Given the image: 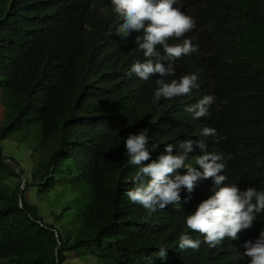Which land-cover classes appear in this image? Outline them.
<instances>
[{
	"label": "trees",
	"instance_id": "trees-1",
	"mask_svg": "<svg viewBox=\"0 0 264 264\" xmlns=\"http://www.w3.org/2000/svg\"><path fill=\"white\" fill-rule=\"evenodd\" d=\"M208 1L215 10L222 4L225 27L194 39L207 72L203 94L214 95L215 103L208 116L194 119L189 112L186 117L225 137L217 143L210 136L222 145L225 158L231 154L226 171L232 183L241 190L264 191V7L256 0H182L198 20L206 15ZM76 12L74 0H0V86L7 91L0 126V264H64L67 253H75L83 264L89 258L93 264H186L183 251L173 244L188 230L185 217L196 206L176 208L165 219L138 228L128 220L121 167L109 159L85 158L92 140L83 136L88 112L77 86L85 64L66 41ZM119 60L114 54L108 58ZM117 103L141 108L151 125L161 115L147 104ZM17 131L32 139L27 144L34 150L35 167L26 171V187L46 197L57 195L60 184L63 192L78 191L77 205L63 209L55 223L27 199L21 175L5 162L20 164L2 146ZM261 229L264 212L252 233ZM244 238L229 243L242 246ZM161 247L166 248L163 260L154 256ZM131 254L136 255L126 257ZM231 254L225 251L206 264H246L243 253Z\"/></svg>",
	"mask_w": 264,
	"mask_h": 264
},
{
	"label": "clouds",
	"instance_id": "clouds-1",
	"mask_svg": "<svg viewBox=\"0 0 264 264\" xmlns=\"http://www.w3.org/2000/svg\"><path fill=\"white\" fill-rule=\"evenodd\" d=\"M256 3L264 7V0ZM74 6L77 12L66 41L72 55L85 64L77 85L88 112L83 136L92 140L85 158L109 159L121 167L129 222L140 228L192 204L195 211L185 217L188 230L173 244L183 251L186 264H206L225 251L243 253L246 264L248 257L249 264H264V229L252 233L264 212V191L252 186L241 190L232 183L226 171L231 154L225 158L222 145L210 138L219 143L225 137L186 117L189 112L194 119L208 116L215 103L214 95L203 94L208 90L207 72L194 36L224 29L222 4L215 10L208 1L201 20L182 0H74ZM210 15L214 17L211 24ZM113 54L120 60L109 62ZM119 100L150 105L161 115L151 125L141 108ZM6 101L7 91L4 109ZM3 114L4 110L2 118ZM31 132L36 136V130ZM18 139L32 142L23 135ZM30 149L31 172L35 158ZM12 161L5 160L25 175L18 172L24 191L28 174ZM59 187L64 189L63 184ZM60 188L58 193L69 198L55 216L77 205L78 191ZM243 236L242 246L229 243ZM154 256L165 259L166 248ZM70 258L83 264L75 253H67L64 264ZM93 262L89 258L87 264Z\"/></svg>",
	"mask_w": 264,
	"mask_h": 264
},
{
	"label": "rangeland",
	"instance_id": "rangeland-1",
	"mask_svg": "<svg viewBox=\"0 0 264 264\" xmlns=\"http://www.w3.org/2000/svg\"><path fill=\"white\" fill-rule=\"evenodd\" d=\"M6 98V91L4 88L0 87V125L2 123V113L4 110L3 103ZM22 136L21 131L15 132L12 137H9L3 142L5 150L3 153L5 155H12L19 160V162L22 164V166L18 165V167H22L23 170L28 172V168H33V165L31 166L32 158H31V149L27 143H20L19 139ZM19 173L20 170H18ZM21 175L25 176L21 173ZM16 179H11V183L15 184ZM26 189V196L27 199L37 204L41 210L42 215L44 216V219L49 222L55 223V211L59 210L63 204L68 202V196L63 195L61 196L58 192L55 196H49L46 197L45 195L40 196L38 193L34 191L33 188ZM62 188L59 190L61 191ZM47 199L48 201L55 202L56 208L54 207V204L52 202L45 201L44 199ZM66 264H79V260L75 258H70L66 261Z\"/></svg>",
	"mask_w": 264,
	"mask_h": 264
}]
</instances>
